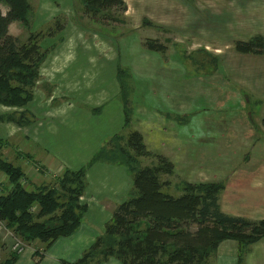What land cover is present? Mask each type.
<instances>
[{
    "label": "rangeland",
    "instance_id": "1",
    "mask_svg": "<svg viewBox=\"0 0 264 264\" xmlns=\"http://www.w3.org/2000/svg\"><path fill=\"white\" fill-rule=\"evenodd\" d=\"M47 1L54 9L44 12L45 9L41 4L46 0H29L32 6L30 26L22 25L21 34L18 36L20 41L24 44L39 43L42 52L47 51V56L48 51L57 47L62 38L64 45L71 43L67 36L72 30L79 29L78 59L81 64L92 66L86 71L90 72L93 79L97 77V80H101L97 85L96 95L101 96L104 93V89H101L104 82L108 85L113 80L116 85L106 93L107 100L100 105L91 107L83 100L77 101L78 106L87 107L83 108L85 110L70 102L61 103L67 108H74L78 113L76 125L71 123V127H68L70 130L74 128L76 132L67 133L66 126L64 129V126L58 125L57 100L52 107L45 110L47 114L44 117L45 123L49 127L48 137L54 141L52 145L57 151L51 158L43 156L48 165L31 160L32 157L26 158L29 162H33L38 170L35 171V180L39 184H57L67 169L78 170L84 167L87 181L88 171L97 163L123 166L132 179V172L124 163L112 162L102 157L104 154L120 156L118 150L122 146L128 148L138 160L132 166H138V163L140 167L160 165L159 156L172 162L174 169L169 173H162L161 179L167 182L164 190L174 196L184 194L187 183L222 182L225 186V181L217 178L230 174L234 167V158L245 157L249 152L238 148V143L236 146L233 145L237 138L236 134H233L235 128L233 115L238 112V106L233 100L236 92L228 72H224L218 63L215 49H218L220 43L236 47L239 41L246 42L255 38L229 35L233 32L234 18L244 13L246 8L255 7L257 8L255 12H264V4L259 3L264 0H183L189 4L186 7L192 10L193 15L203 19V27L207 28V32L215 33L212 37L203 38L182 37L178 35V31L170 27L161 29L156 25L153 28L154 21L150 19L147 20L148 23L140 25L132 21L129 15H125V10L120 8L86 14L81 0ZM1 8L4 12L7 10L5 4H1ZM190 10H187L183 16H188ZM145 13L153 14V6H149V10ZM218 28L220 30L217 32ZM217 33L219 36L216 35ZM120 34L126 35L123 39L125 51L122 52L125 64H121L116 46L111 55L112 62L108 63L106 61L110 59L106 58V53L109 52V44H115ZM32 37L35 38L32 40ZM148 40L155 41L157 45H164V50L160 53L152 52L147 46ZM206 44H209L210 51L206 53L197 51ZM87 50L90 53L86 52ZM84 56L87 58L90 56L91 61L83 59ZM40 77L39 69L38 79L31 89L33 96L31 101L36 98L40 90ZM71 98L75 97L71 96ZM116 106L120 107L122 123L110 133L105 130L103 113L107 109V113L117 114ZM13 107L17 109L12 116L24 121L21 117L24 111H19L24 106ZM262 107L250 104V109H262ZM88 110L95 116L94 126L99 128L94 130L97 132L95 138L83 132L87 126L82 117ZM26 118H29V122L18 125L24 127L31 124L32 117L27 115ZM241 119L247 121L245 118ZM70 120L72 122L73 117H70ZM133 131L142 134L143 142L151 154L144 155L131 149L129 138ZM92 144L97 146L96 150L88 148ZM89 154V159L76 167L64 166H69L67 162H70L74 156L82 157ZM0 157L15 164L13 162L15 157L11 151L7 156L0 153ZM30 182L25 175L23 183L33 189ZM132 188L133 179L129 195L125 200L133 194ZM84 199L82 201L80 198L82 203L88 201L86 197ZM92 199L95 201L94 198ZM219 199H221L220 195ZM102 202L107 209H110L113 217L114 209L119 203L108 197ZM106 226L103 235L106 233ZM142 228H145V225H142ZM16 237L21 241V238ZM206 264H213V255L211 259L210 257L207 259Z\"/></svg>",
    "mask_w": 264,
    "mask_h": 264
},
{
    "label": "crops",
    "instance_id": "2",
    "mask_svg": "<svg viewBox=\"0 0 264 264\" xmlns=\"http://www.w3.org/2000/svg\"><path fill=\"white\" fill-rule=\"evenodd\" d=\"M124 1L126 4L125 15H129L132 21L138 22L140 25L148 23L147 20L150 19L154 21V24L150 22L152 27L156 25L161 29L170 27L178 31V35L186 38L193 36L212 37L215 34L214 31L207 32V28L203 27V19L193 15L192 10L186 7L189 4L183 0ZM259 3L264 4V1ZM250 4L255 5L256 3ZM41 6L45 9L44 12L54 9L47 0ZM149 6H153V14L145 13L149 10ZM137 9L139 10L135 11ZM187 10H190L189 15L183 16ZM255 11L257 8L249 7L244 10L245 14L240 13L236 16L233 32L229 36L264 37V12ZM22 25L19 21L11 23L10 33L16 37L20 36ZM219 30L218 28L217 32ZM216 35L219 36V33ZM125 36L120 34L117 36L115 44H109V52L108 54L105 53L106 58L110 60L106 62H112L111 55L116 46L120 62L125 64L122 55V52L125 51L123 49ZM67 38L71 40V43L64 45L62 38L57 47L48 51V55L40 66V90L33 101L19 110L32 117L31 124L21 127L14 121L0 120V153L7 156L11 151L14 154L13 162L23 168L26 178H29L33 183L32 186L39 185L35 180V171L38 170L34 167L33 162H29L26 158L32 157L31 160L48 165L43 156L51 158L52 155L55 156V151H57L52 145L54 141L48 137L49 127L45 123L44 117L47 115L45 110L52 107L57 100L58 125L64 126V129L66 126L67 133L68 131L76 132L74 128L70 130L68 127H71V123L76 125L78 113L74 111V108H67L61 103L65 101L81 109L87 108L76 104L77 101L83 100L91 107L97 106L107 100L105 98L106 93L112 90L113 85H116L113 80L108 85L104 82V86L101 88L104 89V93L101 96L96 95L97 85L101 80H97V77L93 79L90 72L86 71L92 66L83 65L78 59L80 30H72ZM208 45H203L197 51L205 53L210 51ZM217 48L215 51L218 63L224 72H228L236 92L233 100L238 106V112L233 115L235 125L233 134L235 133L237 138L233 145L236 146L238 143V148L249 152L245 157L234 158V167L230 174H224L223 178H217L225 181V188L220 192L221 208L225 213L233 216H242L252 220L264 219V54L240 52L235 45H224V43L218 44ZM151 51L160 53V51ZM86 52L90 53L89 50ZM83 59L91 61L90 56L88 58L84 56ZM52 87H54L53 92ZM71 96L75 98H71ZM251 103L256 107H263L262 109H250ZM116 107L117 114L107 113V109L103 113L105 130L110 133L122 123L120 107ZM110 108L112 109V107ZM15 109L17 108L0 103V117L12 116L16 113ZM70 117H73L72 122ZM79 117H82L80 113ZM241 118H245L247 121ZM82 119L87 126L83 132L95 138L97 132L94 130H99L98 127L94 126L95 116L88 110ZM63 128L61 129L63 130ZM88 148L96 150L97 146L92 144ZM89 157L90 154L82 157L74 156L70 162H67L69 166H64L76 167L82 162H86ZM55 165L58 168L57 164ZM217 175L220 176L221 174ZM87 178L88 186L81 197L82 201L86 197L89 208L84 221L72 234L59 237L50 246H46L42 241H35L29 244L25 243L23 249L18 252L15 250L18 241L16 235L3 222H0V264H4L13 252H18V258L14 264H62L63 262L74 263L81 259L85 252L95 244L98 237L103 233L106 223L112 217L110 209H107L102 201L108 197L116 201L117 204L122 203L129 195L132 187V179L125 168L120 165L97 163L88 171ZM11 186L9 176L0 171V193L6 192ZM241 249L242 245L237 240L222 241L213 254V264H264V236L243 247L242 259H240ZM89 264L124 263L117 257L110 256L102 260L98 258Z\"/></svg>",
    "mask_w": 264,
    "mask_h": 264
},
{
    "label": "trees",
    "instance_id": "3",
    "mask_svg": "<svg viewBox=\"0 0 264 264\" xmlns=\"http://www.w3.org/2000/svg\"><path fill=\"white\" fill-rule=\"evenodd\" d=\"M81 2L86 14L126 8L124 0ZM1 4L7 7L5 12ZM31 11L29 0H0V103L7 106L25 107L31 101L32 86L46 58L47 51L42 52L39 43L24 44L9 31L15 21L29 27ZM147 46L155 51L165 47L152 40ZM236 47L241 52L264 54V38L239 41ZM25 115H21L24 121L14 116L0 120L26 124L29 118ZM129 146L137 153L151 154L138 131L130 134ZM118 152L120 156L102 157L129 167L133 194L116 206L105 235H100L81 259L62 264H89L110 256L124 264H206L224 240L234 239L242 245V259L243 247L264 236V219L233 216L222 210V182L187 183L184 194L174 196L164 190L167 182L161 179L162 173L174 169L167 158L159 156L160 165L140 167L139 163L132 166L138 160L128 148L121 146ZM0 170L12 184L0 193V220L24 244L42 241L50 246L59 237L72 234L84 221L88 210V204L80 200L87 187L84 167L67 169L57 184H39L33 189L23 183L22 167L0 157ZM17 258L18 252H13L4 264H14Z\"/></svg>",
    "mask_w": 264,
    "mask_h": 264
},
{
    "label": "built area",
    "instance_id": "4",
    "mask_svg": "<svg viewBox=\"0 0 264 264\" xmlns=\"http://www.w3.org/2000/svg\"><path fill=\"white\" fill-rule=\"evenodd\" d=\"M0 222H2V221L0 220ZM23 247H24V243L22 241L16 242V246H15L16 251L20 252L23 249Z\"/></svg>",
    "mask_w": 264,
    "mask_h": 264
}]
</instances>
